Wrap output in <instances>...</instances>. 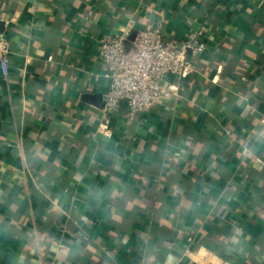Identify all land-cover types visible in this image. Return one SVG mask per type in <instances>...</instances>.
<instances>
[{"label":"crops","instance_id":"crops-1","mask_svg":"<svg viewBox=\"0 0 264 264\" xmlns=\"http://www.w3.org/2000/svg\"><path fill=\"white\" fill-rule=\"evenodd\" d=\"M128 22L207 46L133 120L98 55ZM0 33V264H264V0H0Z\"/></svg>","mask_w":264,"mask_h":264},{"label":"built area","instance_id":"built-area-1","mask_svg":"<svg viewBox=\"0 0 264 264\" xmlns=\"http://www.w3.org/2000/svg\"><path fill=\"white\" fill-rule=\"evenodd\" d=\"M133 29L126 23L115 35L101 37L98 55L109 80V90L102 107L104 115H110L125 103V116L135 119L140 113L164 103L174 96L178 88L168 76L187 77L197 70L196 58L206 51L204 30H194L180 42L165 39L162 27L139 29L130 44L128 38ZM10 43L0 33V72L9 74ZM264 123V117L261 119ZM109 122L105 120L98 131L110 136ZM231 135L230 129L226 130ZM257 168H264V160H256ZM60 250L65 252L63 246Z\"/></svg>","mask_w":264,"mask_h":264},{"label":"water","instance_id":"water-1","mask_svg":"<svg viewBox=\"0 0 264 264\" xmlns=\"http://www.w3.org/2000/svg\"><path fill=\"white\" fill-rule=\"evenodd\" d=\"M134 37V33H132L129 38H128V41H127V44H130V41L133 39Z\"/></svg>","mask_w":264,"mask_h":264}]
</instances>
